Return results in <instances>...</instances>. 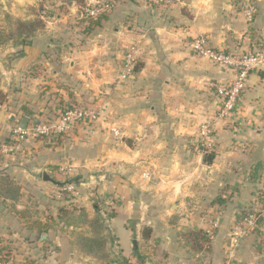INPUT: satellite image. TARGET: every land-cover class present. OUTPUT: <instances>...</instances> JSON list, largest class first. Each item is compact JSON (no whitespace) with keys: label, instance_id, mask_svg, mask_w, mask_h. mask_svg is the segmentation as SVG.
Instances as JSON below:
<instances>
[{"label":"crops","instance_id":"crops-1","mask_svg":"<svg viewBox=\"0 0 264 264\" xmlns=\"http://www.w3.org/2000/svg\"><path fill=\"white\" fill-rule=\"evenodd\" d=\"M111 1L113 10L88 36L71 31L67 44L52 30L24 49L23 70L37 64L38 72L25 74L19 101L13 95L0 104L1 249L29 264H118L112 255L132 258L146 246L167 264H264V219L231 243L233 222L255 209L264 191V71L251 73L233 117L219 120L212 86L233 82L236 73L189 48L192 37L204 35L228 53L263 49L264 0H186L171 8L160 0ZM63 4L79 14L78 0H46L56 13ZM14 13L13 4L0 7V15ZM133 44L139 66L115 85ZM49 68L79 103L112 95L121 145L98 130L87 141L79 132L60 145L37 137L12 148L11 128L31 126L42 90H50L42 82ZM205 123L215 144L211 164L198 147ZM65 165L76 173L69 181L57 171ZM44 173L74 185L79 196L59 199L64 185L45 182ZM215 216L220 228L210 234ZM145 227L151 234L142 245ZM196 229L209 238L203 250L187 237ZM100 238L106 246L98 253L90 242Z\"/></svg>","mask_w":264,"mask_h":264},{"label":"rangeland","instance_id":"rangeland-1","mask_svg":"<svg viewBox=\"0 0 264 264\" xmlns=\"http://www.w3.org/2000/svg\"><path fill=\"white\" fill-rule=\"evenodd\" d=\"M72 1V0H71ZM26 2V3H24ZM85 2V0H83ZM7 4H13L15 7V13L13 15H7L6 14L0 15V87L2 91L7 95L8 101L10 98H12L13 95L14 98H16L17 101L20 100V98L23 96V79L27 78V76L30 74L32 77L33 75L31 72H38L36 70L37 64L35 67H32L31 71L25 72L23 69V64L21 62V59L23 58V52L25 49V46L23 45L24 42V37L19 36V25H27V24H37V22L42 23V27L36 26L34 29V36L32 37L31 42L39 35H47L52 33L53 31L58 32L59 35L58 37H61L62 39H65V43L67 44H72L71 40L67 37H69V34L74 32H78V34H83L86 35V29L90 26L91 21L87 20L84 17V14L82 13L81 7L82 5H79V14L74 13L73 11H69L68 8H72V6L68 7L66 4L61 5L62 9L59 11V13L54 12L48 5H46V0H0V7L6 6ZM29 6V7H28ZM245 12V15L247 19L249 18ZM76 14V15H75ZM22 15H27L25 17H22ZM65 20V21H64ZM87 20V21H86ZM53 22L54 24H50L51 28L47 25L48 23ZM53 25V26H52ZM53 30V31H52ZM50 32V33H48ZM51 34V36H52ZM71 35V34H70ZM44 36V35H43ZM49 36V35H48ZM199 36H204V35H197L191 38V40L194 38H197ZM206 37V36H205ZM72 38V37H71ZM207 38V37H206ZM73 39V38H72ZM66 46V45H65ZM131 46V45H130ZM128 48V47H127ZM125 48V51L127 50ZM219 49V48H217ZM221 50V49H220ZM253 52V50H250ZM249 52V51H247ZM239 53V52H237ZM240 53H246V52H240ZM200 58V57H199ZM203 59V58H200ZM206 61V59H203ZM140 63V62H139ZM138 65L135 67L136 68L139 66ZM28 67L25 69L27 70ZM18 71V72H17ZM122 71V70H121ZM29 73V74H28ZM33 73V74H34ZM53 73V68H49V73L42 78V82L48 83L47 86H49L50 90H42L44 91L43 95H45L43 99V104L40 105L42 107H39L38 110L35 111V115L33 119L36 118V120L31 124V126H27L31 128L36 124V121L39 120L42 123H47L51 125H56L59 123L62 114H64L68 110H86L91 113V117L85 119L84 121L73 123L70 125L69 131L65 132L59 137H55L51 140H45L47 143V146H53V145H60L61 141H65L68 139V137H71L72 134H77L79 135V132L81 133V138L82 140L87 141L88 138H92L93 134L96 133L98 130L105 132V134H109L111 136L112 140L115 142L114 144L121 145L122 144V135L121 131L118 127L116 116L111 114L112 113V95H109L108 93H100L99 95L95 96L93 100H87L84 102H78L75 101L74 98H70L74 92L71 93L70 88L68 84H66L63 81H59V78L54 77ZM27 76H26V75ZM135 74V73H134ZM133 74V76H134ZM21 75V76H19ZM17 77V78H16ZM16 78V79H15ZM34 78L35 77L34 75ZM132 79V77H131ZM53 81V82H52ZM129 80L123 81L121 79V73L118 76V80L116 81L115 85H120L124 84L125 82H128ZM19 82V86H17ZM52 82V83H51ZM223 83V82H220ZM227 84L226 82H224ZM17 84V85H16ZM52 84H55V87H53ZM59 84V85H58ZM20 88V89H19ZM47 92V93H46ZM40 93H36V96ZM45 105L47 107H45ZM19 107H17L18 109ZM20 110V108L18 109ZM48 110V111H46ZM14 113V112H13ZM111 114V115H110ZM19 127V126H17ZM26 127V126H25ZM203 124L200 125L199 128V133L202 130ZM15 127H12L13 129ZM212 130V128H211ZM107 134V135H108ZM213 137V134H211V137ZM37 138V137H36ZM200 138V137H199ZM31 139L32 138H28ZM27 139V140H28ZM87 139V140H86ZM25 141L18 142L15 140V145L12 146L14 149H21L22 146L24 145ZM43 140V142H45ZM59 143V144H58ZM214 142L212 140V147L214 146ZM198 147L199 149L204 153V149L200 146V139L198 142ZM207 151V150H206ZM209 151V152H208ZM205 152L207 156L209 154L214 153L215 151V146L213 147V150H208ZM71 169L72 172L71 174L68 175V177H65L64 175L61 174V169ZM59 174L62 175V177L65 180H71L72 176L75 175L76 173L74 172L73 167L70 165H65L59 168L57 170ZM63 179V180H64ZM221 223V220H220ZM235 222H233L234 224ZM233 227V225H232ZM149 229L145 227L142 232V238H141V244L145 245L146 242L149 240L150 236L146 238L144 233L146 230ZM211 225H210V234L213 233L214 231L211 230ZM219 229V228H218ZM217 229V230H218ZM257 229V228H256ZM255 229V230H256ZM254 230V231H255ZM216 231V230H215ZM253 231V232H254ZM231 233V231H230ZM210 234H208L210 236ZM232 236V234H231ZM245 238V237H244ZM243 239V238H242ZM231 243L236 242V240L232 239L231 237ZM234 240V241H233ZM208 246V245H207ZM147 247L149 249H147ZM151 246H146L143 250L142 253H137L134 254L132 258L126 257L123 258L120 256H113L112 255V263L114 262H125L127 261L126 264H167L164 263L162 260L156 259L155 257V252L150 250ZM207 249V248H206ZM153 256V258H152ZM231 254H228V259H231ZM155 257V258H154ZM130 262V263H129ZM203 264H207L208 261L206 260L202 262Z\"/></svg>","mask_w":264,"mask_h":264},{"label":"built area","instance_id":"built-area-1","mask_svg":"<svg viewBox=\"0 0 264 264\" xmlns=\"http://www.w3.org/2000/svg\"><path fill=\"white\" fill-rule=\"evenodd\" d=\"M149 1V0H147ZM165 8H171L176 5H185L186 0H160ZM82 13L87 20L94 21L100 16L108 15L113 10V2L111 0H85L81 7ZM86 20V21H87ZM191 52L197 57L206 59L214 66H218L227 71H234L236 78L231 83L213 84V94L218 99L219 112L217 118L219 120H230L233 117V110L238 99L245 93L249 77L253 72L264 71V48L259 51H249L246 53H228L224 50L214 48L208 38L199 36L189 41ZM140 49L137 44H133L127 48L124 53L121 79L123 81L131 79L135 73V67L140 62ZM91 117V113L86 110H68L62 114L58 124L51 125L42 123L37 120L36 124L29 127L19 126L11 130L12 137L18 141H26L28 138L40 137L44 140H51L59 137L69 131L70 125L73 123L84 121ZM212 130L209 123L203 124L199 133L200 146L205 152L213 150L212 147ZM207 150V151H206ZM209 152V151H208ZM61 174L68 177L72 170L61 169ZM64 196L78 197L79 192L74 185L67 183L59 193V199H65ZM107 206L112 208L113 202L107 200ZM256 207L243 214L235 221L232 227V239L238 241L250 233H252L260 221L264 219V191L257 198ZM211 230L215 231L220 228V219L215 216L210 220ZM233 240V241H234ZM0 264H29L26 261H18L16 258L1 249L0 246Z\"/></svg>","mask_w":264,"mask_h":264},{"label":"trees","instance_id":"trees-1","mask_svg":"<svg viewBox=\"0 0 264 264\" xmlns=\"http://www.w3.org/2000/svg\"><path fill=\"white\" fill-rule=\"evenodd\" d=\"M84 2L83 0H78V4L82 5ZM107 17L106 15L104 16H100L99 18H97L94 21H91L90 26L86 29V34H90L93 31H95L97 28H99L101 26V23L103 22V20H105ZM38 26L42 27V23L41 22H37V24H23V25H19V36L20 37H24V42L23 45L26 46H30L31 44V40L32 37L34 36V29L35 27ZM23 54V53H22ZM24 55V54H23ZM8 102V97L7 95L2 91L1 87H0V104H5ZM214 157L213 156H206L204 161L208 164H211L213 161ZM151 234V231L149 229L146 230V232L144 233V235L146 236V238H148ZM188 239H192L193 241H195L197 243V245H199L198 250H203L202 243H208L209 242V238L207 236V234L205 232H203L202 230L196 229L193 232L189 233L187 235ZM91 246L93 248L96 249V251H98V253L103 252L104 247L106 246V240L103 238L100 239H96L92 242H90Z\"/></svg>","mask_w":264,"mask_h":264},{"label":"water","instance_id":"water-1","mask_svg":"<svg viewBox=\"0 0 264 264\" xmlns=\"http://www.w3.org/2000/svg\"><path fill=\"white\" fill-rule=\"evenodd\" d=\"M43 178H44V181L47 182V183H52L54 185H57V186H62V185H66V184H62L60 182H57L53 179L52 176H50L49 174L47 173H44L43 174ZM136 246V245H135ZM118 264H126L125 262H119Z\"/></svg>","mask_w":264,"mask_h":264}]
</instances>
